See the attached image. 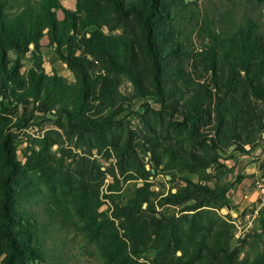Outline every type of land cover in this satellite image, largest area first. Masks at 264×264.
Here are the masks:
<instances>
[{
	"label": "trees",
	"instance_id": "16d2710c",
	"mask_svg": "<svg viewBox=\"0 0 264 264\" xmlns=\"http://www.w3.org/2000/svg\"><path fill=\"white\" fill-rule=\"evenodd\" d=\"M98 2L76 0V9L70 10L59 0H0V92L17 104L33 97L43 111L58 107L75 133L94 121L90 115L120 104L121 77L131 83L134 97L154 96L162 109L177 115L175 125L187 130L191 142L213 150L204 163L218 164V150L233 147L246 152V145L252 148L263 140L264 0H242L240 11L208 14L186 28L182 21L191 2ZM93 5L99 6L98 13ZM58 9L62 19L55 13ZM109 16L121 25L122 33L88 30L106 25ZM45 35L61 61L77 72L75 82L45 74L37 57L28 70L31 87L19 84L18 55L30 45L37 51ZM9 52L16 54L13 60ZM90 58L103 65L94 77L88 69ZM7 150L6 146L0 177V240L6 246L0 264H69L61 258L63 250L46 241L57 228L73 227L71 210L57 198L30 200L34 191L15 181L14 153ZM175 157L192 171H198L197 163L203 160L193 153ZM184 183L165 203L190 201L181 211H191L192 219H154L150 233L154 238L146 236L145 243L156 252L155 264H264V249L258 245L251 256L239 259L237 250L231 249V225L208 215L226 205L230 185L210 187L187 179ZM139 199L136 195L125 206L126 215L142 216L145 209ZM202 214L208 216L207 226L201 222ZM136 231L128 239L138 237ZM251 237L256 244L262 235L255 232ZM119 242L123 258L131 261L134 247L128 252L124 239Z\"/></svg>",
	"mask_w": 264,
	"mask_h": 264
},
{
	"label": "rangeland",
	"instance_id": "374dc122",
	"mask_svg": "<svg viewBox=\"0 0 264 264\" xmlns=\"http://www.w3.org/2000/svg\"><path fill=\"white\" fill-rule=\"evenodd\" d=\"M93 1L99 4L98 0ZM183 1L191 2L182 21L185 28L196 20L199 22V17L226 15L242 8V0ZM59 2L63 8L76 9V0ZM98 7L93 5L95 13ZM55 13L59 19L63 18L61 9ZM120 26L109 16L106 25L90 26L88 30L100 29L107 35H116L122 33ZM39 44L37 51L30 45L26 53L18 55L21 61L19 84L31 87L28 70L34 67L37 57L45 74L75 82L77 72L61 61L46 35ZM8 57L13 60L16 54L9 52ZM102 66L98 60L90 58L91 76ZM117 81L122 95L120 104L90 115L94 121L75 133L58 107L50 106L43 111L33 97L24 104H17L7 93L0 92V177L5 172L3 160L7 146L6 152L11 156L14 153L17 165L15 181L34 191L30 200L57 198L71 210L73 227L57 228L46 241L63 250L61 258L67 259L69 264H155L156 252L149 242L145 243L146 236L154 238L150 235L154 219L182 216L189 221L192 219L191 211H181L190 201L181 205L165 203V198L184 185L185 179L210 187L223 184L231 187L247 177L241 174V166L248 159L247 155L250 157L248 145L246 152L233 147L223 152L218 150V164L204 163L213 150L191 142L187 130L175 125L177 115L162 109L152 95L134 97L131 83L124 78L118 77ZM208 126L201 130H208ZM181 153L203 158L197 163L198 171L175 161V155ZM136 195L140 196V208L145 209L139 218L126 215L125 209ZM225 200V206L213 208L208 215L225 219L231 225V249L237 250L239 259L251 256L255 245L264 249V211L255 213L250 206L239 209L227 197ZM207 217L204 214L201 217L206 226ZM134 231L139 236L128 239V234ZM255 232L262 235L256 244L251 237ZM121 239L126 242L128 252H132V246L135 249L131 261L122 256ZM1 242L0 263L6 248ZM179 254L177 250L175 255Z\"/></svg>",
	"mask_w": 264,
	"mask_h": 264
},
{
	"label": "crops",
	"instance_id": "0c3cea01",
	"mask_svg": "<svg viewBox=\"0 0 264 264\" xmlns=\"http://www.w3.org/2000/svg\"><path fill=\"white\" fill-rule=\"evenodd\" d=\"M241 166V174L247 177L235 182L228 190L226 197L232 205L244 209L250 206L255 213L264 211V194L257 188L256 181L264 182V138L250 148V157Z\"/></svg>",
	"mask_w": 264,
	"mask_h": 264
},
{
	"label": "built area",
	"instance_id": "2783aa9c",
	"mask_svg": "<svg viewBox=\"0 0 264 264\" xmlns=\"http://www.w3.org/2000/svg\"><path fill=\"white\" fill-rule=\"evenodd\" d=\"M256 186L264 194V182L262 180H258L256 181Z\"/></svg>",
	"mask_w": 264,
	"mask_h": 264
},
{
	"label": "water",
	"instance_id": "95a60500",
	"mask_svg": "<svg viewBox=\"0 0 264 264\" xmlns=\"http://www.w3.org/2000/svg\"><path fill=\"white\" fill-rule=\"evenodd\" d=\"M264 135V134H263Z\"/></svg>",
	"mask_w": 264,
	"mask_h": 264
}]
</instances>
